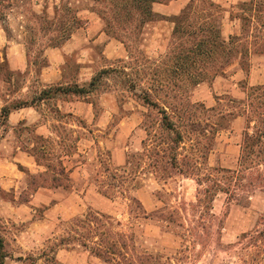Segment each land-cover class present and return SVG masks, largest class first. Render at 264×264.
Listing matches in <instances>:
<instances>
[{
	"label": "rangeland",
	"instance_id": "obj_1",
	"mask_svg": "<svg viewBox=\"0 0 264 264\" xmlns=\"http://www.w3.org/2000/svg\"><path fill=\"white\" fill-rule=\"evenodd\" d=\"M60 1L56 14L73 16L68 7L71 0ZM93 1L106 31L126 44L130 56L112 74L97 72L95 81L109 77L118 101L139 112V125L126 138H118V118L105 134L84 125L88 132L80 130L72 136L71 150L76 140L80 147L92 148L78 154L77 162L85 165L105 203L104 208L95 205L84 219L69 223L80 226L79 239L88 241L90 255L99 259L94 264H264V239L255 238L256 231L264 228V142L257 143L264 134V85L256 92L236 80L240 99L216 89L220 80L232 74L231 66L239 63L243 69L239 73L245 75L248 59L264 51V22H252L244 15L250 11L252 16L250 7L216 5L203 18L220 33L219 41L225 40L228 59H232L224 62L215 40L211 56L177 61L181 53L178 34L161 44L158 55L150 54L149 46L145 48L139 38L144 23L159 17L142 16L120 0ZM208 1L195 0L193 6L207 8ZM14 10L16 15L39 21L45 29V17L38 15L30 0H14L8 9L1 8V28L9 29ZM227 14L232 19L240 17L241 22L228 23ZM202 22L190 21V28L185 29L192 34L187 47L200 41ZM186 69L208 73L196 84ZM36 73L11 72L0 60V114L3 107L11 109L22 102L23 85L35 84ZM33 91L38 93L37 88ZM234 117H242L245 124L237 161L226 167L215 150ZM4 122L0 118V132L7 131ZM17 129L35 143L32 149L24 148L38 164H55L62 151L54 145L43 151L45 140L31 134L32 128ZM114 144L122 148V165L114 166L106 149ZM245 151L250 152L247 163L243 162ZM1 228L0 224V234ZM4 264L9 263L4 260ZM24 264L35 262L28 257Z\"/></svg>",
	"mask_w": 264,
	"mask_h": 264
},
{
	"label": "crops",
	"instance_id": "obj_2",
	"mask_svg": "<svg viewBox=\"0 0 264 264\" xmlns=\"http://www.w3.org/2000/svg\"><path fill=\"white\" fill-rule=\"evenodd\" d=\"M191 1L151 5L152 14L159 19L146 21L139 33L150 54H160L161 44L173 36L172 19ZM210 1L220 7H250L252 16L250 11L244 15L252 22H264V0ZM30 2L38 15L45 17V29L30 16L16 15L15 10L9 29L0 27V60L11 72H37L38 79L35 84L27 81L23 85L25 105L11 109L6 117L7 131L0 132V224L5 260L24 264L32 257L35 264H94L99 259L90 255L89 242L79 239L80 226L69 223L84 219L95 205L104 208L105 203L99 199L85 165L77 162L78 154L91 151V146L80 147L76 140V148L72 149L75 153L69 154L70 146L73 135L87 131L84 125L105 134L118 118L116 131L120 139L131 135L139 125V112L130 111L126 103L118 101V92L110 84L113 80L105 77L95 81L97 72L112 74L130 56L126 44L106 31L104 20L93 9V0H71L68 7L74 15L70 18L56 14L60 0ZM226 18L230 24L241 22L240 17L232 19L227 14ZM247 63L245 75L239 73L243 70L239 63L231 66L232 74L220 80L216 89L240 99L236 80H243L250 88L264 85V51L252 55ZM36 88L38 93L33 91ZM74 88L82 89V93L75 94ZM244 124L242 117H234L221 133L215 151L226 167L237 161ZM19 126L32 128L31 134L45 140L43 151L52 145L62 151L55 164L36 162L24 148L32 149L35 143L18 131ZM106 149L113 156L112 164L122 165L121 146L114 144ZM52 181L61 185L52 186Z\"/></svg>",
	"mask_w": 264,
	"mask_h": 264
},
{
	"label": "trees",
	"instance_id": "obj_3",
	"mask_svg": "<svg viewBox=\"0 0 264 264\" xmlns=\"http://www.w3.org/2000/svg\"><path fill=\"white\" fill-rule=\"evenodd\" d=\"M14 0H0V9L4 8V9H8V6L11 4V2H13ZM170 1L173 0H120V2H122L123 6L126 8H135L136 10H138L142 16H146L147 18L149 16H154L151 12V5L153 3H161V4H165L168 3ZM195 3V0H192L191 3L181 12V14L179 16H176L172 19V22L174 23V31H173V35H179L180 38L178 39V41H180L179 43V50H181L180 55L177 57V61H187L189 62L190 60H195L196 56H200V55H205L207 57L212 55L213 49H212V45L213 43H215V40H217L219 42V55L223 56L224 62L228 63L231 59L232 56L228 59V57L230 56V53L225 50V45L226 42L225 40H220V33L213 29L211 24H207V20L208 18H203V16L205 17L206 15H203L204 12H206V10H214L217 6L212 3L211 1H208L207 3V8H202L201 6L198 7H194L193 4ZM129 13V12H128ZM193 15V19L192 16ZM207 17V16H206ZM102 18V17H101ZM103 19V18H102ZM202 20V24H200L199 26V32L201 34V39L200 41L192 47H187V44L191 43V41H189L190 39H192V34H189L188 32H185V29L188 27L190 28L191 23L190 21L193 20ZM231 40V38H230ZM185 72H188V74L190 75V77H192V81L196 84H198V80L205 78L207 76L208 71L201 69L200 71L197 70H184ZM262 86L259 87H254L253 89H255L254 91H260L262 89ZM75 94H80L82 93V89H78V88H74L72 90ZM261 96L264 97V94H261ZM258 97V96H256ZM264 103V102H263ZM25 105L24 102H20L19 104L15 105L14 107H12L11 109H18L20 107H23ZM11 109H7L5 107H3L1 109V114H0V118H2L6 124V117L8 115V113L11 111ZM249 139L248 136L246 138V140ZM264 134H261L258 137V141L257 143L262 144L264 141ZM246 154L244 156V163H247V161H249V156H250V152L245 151ZM227 174H231L230 171L226 172ZM231 175H229L227 179L231 178ZM43 184H47L45 182H43ZM52 186H58L61 185L55 181H52L51 183ZM222 191H225L224 189ZM257 235H256V239L257 238H263L264 239V228L260 231H256ZM264 243V242H263ZM260 248V246H257ZM5 246H4V239L2 237V235L0 234V264H4V260L7 257V254L4 250Z\"/></svg>",
	"mask_w": 264,
	"mask_h": 264
}]
</instances>
